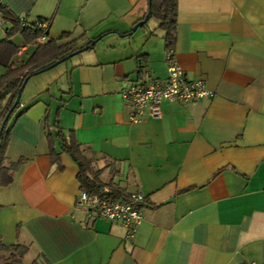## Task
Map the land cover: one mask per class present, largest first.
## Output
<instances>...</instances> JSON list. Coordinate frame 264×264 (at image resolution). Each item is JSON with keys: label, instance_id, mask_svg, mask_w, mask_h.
Segmentation results:
<instances>
[{"label": "crops", "instance_id": "0c3cea01", "mask_svg": "<svg viewBox=\"0 0 264 264\" xmlns=\"http://www.w3.org/2000/svg\"><path fill=\"white\" fill-rule=\"evenodd\" d=\"M2 5L28 23L48 20L58 44L102 36L65 60V80L39 73L23 89L6 148V164L19 165L0 187L2 243L27 246L39 264H264V0H177L175 57L214 96L166 101L160 118L139 121L122 88L167 75L164 32L146 24L132 31L146 0ZM9 28L0 15V41ZM10 41L15 67L41 46L20 34ZM6 72L0 65V77ZM1 102L0 121L8 98ZM56 124L74 133L104 184L145 194L133 239L105 219L82 227L79 168L60 141L63 169L50 160L46 135Z\"/></svg>", "mask_w": 264, "mask_h": 264}, {"label": "trees", "instance_id": "16d2710c", "mask_svg": "<svg viewBox=\"0 0 264 264\" xmlns=\"http://www.w3.org/2000/svg\"><path fill=\"white\" fill-rule=\"evenodd\" d=\"M147 12L149 19L156 20L158 28L164 32L167 44L172 46L174 32L177 23V0H146ZM1 18L10 23V28L6 31V38L0 41V65H3L7 72L0 77V102L8 98L7 105L2 113L1 122L5 119V115L14 104L18 90L22 83L27 78H32L41 69L51 65L52 63L61 60L70 53L77 52L88 46V49L93 48L98 38L87 40L83 45H79V41L86 40L84 36L74 40H70L64 44H58L55 40H49L45 45L38 46L31 57L20 67H15L12 64V58L18 51L16 46L10 39L16 34H20L23 39L31 43L33 42L38 31L32 29L31 26H23L20 18L9 12L3 5L0 6ZM151 11L148 13V11ZM152 33V32H150ZM131 33H128L130 35ZM94 41V44H92ZM28 79V80H29ZM20 105V104H19ZM17 105L11 113L0 137V187L9 185L13 180L14 172L17 171L18 163L6 164V148L9 145L11 127L9 125L11 116L18 109ZM58 123V122H57ZM47 141L49 144V156L52 164H57L59 170L63 169L60 161V154L56 150V141H60L61 152L66 153L77 164L79 171L77 180L80 183V188L87 192H96L103 198H119L122 195L121 190L112 183L104 184L100 180L101 171L94 170L92 160L83 154L82 146L77 141L74 133L64 134L58 124L52 132L48 130ZM104 187L109 189V193H102ZM28 253V247L20 244L6 245L0 240V264H23V258ZM30 264H39L33 260ZM244 264V263H241Z\"/></svg>", "mask_w": 264, "mask_h": 264}, {"label": "built area", "instance_id": "2783aa9c", "mask_svg": "<svg viewBox=\"0 0 264 264\" xmlns=\"http://www.w3.org/2000/svg\"><path fill=\"white\" fill-rule=\"evenodd\" d=\"M1 5L2 0H0ZM20 20L23 26H31L39 32L35 39L39 45L49 42L47 33L50 22L48 20L40 19L33 23H28L22 17ZM163 59H165L167 72L165 78L149 76L138 81H128L122 88L120 94L130 107L132 121H139L145 117L160 118L164 112L162 105L166 101L194 104L214 96V92L207 87L204 80L191 79L186 75L171 45L167 46ZM102 193H109V189L104 187ZM145 201L146 196L140 191L129 192L113 199L103 198L96 192L80 190L76 209L83 211L84 217L80 221L82 227H86L91 220L105 219L112 224L123 226L125 237L133 239L144 221L142 207Z\"/></svg>", "mask_w": 264, "mask_h": 264}, {"label": "water", "instance_id": "95a60500", "mask_svg": "<svg viewBox=\"0 0 264 264\" xmlns=\"http://www.w3.org/2000/svg\"><path fill=\"white\" fill-rule=\"evenodd\" d=\"M149 5H150V0H149ZM150 12H151V11L149 10L148 13H150ZM148 20H149L148 15H146L142 20H140L139 22H137V23L133 26L132 31H134V30H136L138 27L143 26L144 24H146ZM92 44H94V41H92ZM87 49H88V46H85L84 49H80V50H78L77 52L70 53L69 55L65 56V57L62 58L61 60H58V61L52 63L51 65H49V66H47V67L41 69V70L38 71L36 74H39V73H42V72L47 71V70H49V69H52L53 67L57 66L58 64L62 63V62L65 61V60L69 59V58L72 57L73 55H75V54H77V53H79V52H81V51H83V50H87ZM28 79H29V78H27V79L22 83L20 89L18 90L19 92H18V94H17V97H16V100H15L14 104H13L12 107L9 109V111L7 112V114L5 115V117H4L5 119H3L2 122H1V126H0V137H1V134H2V132H3V129H4L6 123H7L8 119H9L11 113L14 111L15 107H16L17 105H19V103H20L21 94H22V92H23V89H24V87H25V85H26Z\"/></svg>", "mask_w": 264, "mask_h": 264}, {"label": "rangeland", "instance_id": "374dc122", "mask_svg": "<svg viewBox=\"0 0 264 264\" xmlns=\"http://www.w3.org/2000/svg\"><path fill=\"white\" fill-rule=\"evenodd\" d=\"M146 25L148 28H150V27L155 28L156 33L159 32L158 23L156 20H153L151 18L147 21ZM67 64L68 63H66V61H64V62L58 64L57 66L53 67L52 69H49L47 71L40 73L39 75H37L38 77H34V78H52V79H55V77L59 76V79L63 81V80H65V76H64V74H62V71L66 68ZM33 80H35V79L32 78L31 82H33ZM28 89H29V86H27V88H26V93H27ZM1 105H2V102H0V106ZM33 259H34L33 252L26 253V255L23 258V264H30Z\"/></svg>", "mask_w": 264, "mask_h": 264}]
</instances>
